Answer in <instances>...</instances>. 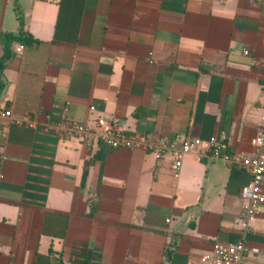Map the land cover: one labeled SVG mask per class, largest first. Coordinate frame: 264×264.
<instances>
[{"label": "crops", "instance_id": "crops-1", "mask_svg": "<svg viewBox=\"0 0 264 264\" xmlns=\"http://www.w3.org/2000/svg\"><path fill=\"white\" fill-rule=\"evenodd\" d=\"M0 264H198L242 238L252 176L223 160L62 138L100 118L150 140L252 155L264 8L243 0H0ZM4 46L0 37V59ZM257 61L258 64H254ZM10 112V116L5 113ZM264 264V204L247 234Z\"/></svg>", "mask_w": 264, "mask_h": 264}, {"label": "built area", "instance_id": "built-area-1", "mask_svg": "<svg viewBox=\"0 0 264 264\" xmlns=\"http://www.w3.org/2000/svg\"><path fill=\"white\" fill-rule=\"evenodd\" d=\"M226 1V0H224ZM260 4L264 8V0H243ZM254 64H258L254 61ZM262 118L259 130L252 140L255 152L252 155L239 154L229 149L224 140L212 137L208 142L199 138L182 141L159 139L152 141L144 135H138L120 129L116 124L100 118L91 127L83 123H70L64 128L62 138L79 140L92 148L100 144L113 149L144 148L153 151L159 159L168 155L173 160L174 176L178 177L187 156H194L203 161L206 158L223 160L228 165H237L250 172L252 180L241 190L244 206L241 212L242 238L232 244H217L212 251L202 254L198 264H250L247 234L250 222L259 214L264 204V98L261 101ZM10 116V112L5 113Z\"/></svg>", "mask_w": 264, "mask_h": 264}, {"label": "trees", "instance_id": "trees-1", "mask_svg": "<svg viewBox=\"0 0 264 264\" xmlns=\"http://www.w3.org/2000/svg\"><path fill=\"white\" fill-rule=\"evenodd\" d=\"M21 30L18 34H0L1 42L4 46V54L0 59V98L5 92L7 82L3 77V70L7 63L14 57V52L12 51V43L16 40H22L25 44L31 45L35 42L28 32L24 31V21L20 18Z\"/></svg>", "mask_w": 264, "mask_h": 264}]
</instances>
